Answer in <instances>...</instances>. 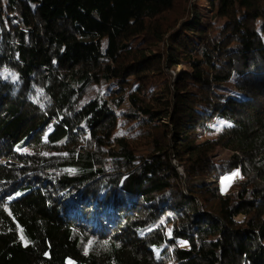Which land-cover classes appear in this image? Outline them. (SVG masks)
<instances>
[{
	"label": "trees",
	"instance_id": "1",
	"mask_svg": "<svg viewBox=\"0 0 264 264\" xmlns=\"http://www.w3.org/2000/svg\"><path fill=\"white\" fill-rule=\"evenodd\" d=\"M198 1L0 0V264H264V0Z\"/></svg>",
	"mask_w": 264,
	"mask_h": 264
},
{
	"label": "rangeland",
	"instance_id": "2",
	"mask_svg": "<svg viewBox=\"0 0 264 264\" xmlns=\"http://www.w3.org/2000/svg\"><path fill=\"white\" fill-rule=\"evenodd\" d=\"M195 4L199 8V10L201 11V14L203 16L207 15L210 12V8L205 1L201 0V1L196 2ZM103 91H104V89L101 88V92H103ZM220 129H221V127L217 126L215 128V132L208 135L207 137L210 139H215L216 136L219 134ZM116 132H117L118 136H120V137H125L128 140L134 139V135L129 130V125L125 122L124 119H120L119 124H118V130ZM148 152H149V148H147V147H137L136 148V154L137 155L145 156V155H147ZM21 153L31 154L33 152L29 151L28 149H23V150H21ZM231 154L232 153L227 149L214 146L211 149L202 151L201 155L195 159V163H208V162L217 163L221 160H226V159L230 158ZM43 155L52 156L53 154L46 152V153H43ZM11 162L13 164H17L14 161H11ZM4 163H6V161H4ZM20 166H23V164H20ZM179 170H180V172H182L181 168H179ZM244 180H245V178L241 175V171L238 170L235 174L228 175V176L224 177L221 181V187L224 191L228 192L232 188V184L240 183ZM72 203H73V201H72V199H70V197L65 198V200L62 201V205L64 206L65 210L71 211L72 210L71 209ZM91 242L93 243L94 240H91Z\"/></svg>",
	"mask_w": 264,
	"mask_h": 264
},
{
	"label": "snow or ice",
	"instance_id": "3",
	"mask_svg": "<svg viewBox=\"0 0 264 264\" xmlns=\"http://www.w3.org/2000/svg\"><path fill=\"white\" fill-rule=\"evenodd\" d=\"M17 195H19V193H17ZM91 243V242H90ZM181 243H184V242H181Z\"/></svg>",
	"mask_w": 264,
	"mask_h": 264
},
{
	"label": "bare ground",
	"instance_id": "4",
	"mask_svg": "<svg viewBox=\"0 0 264 264\" xmlns=\"http://www.w3.org/2000/svg\"><path fill=\"white\" fill-rule=\"evenodd\" d=\"M240 178V177H239Z\"/></svg>",
	"mask_w": 264,
	"mask_h": 264
}]
</instances>
